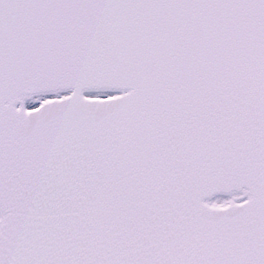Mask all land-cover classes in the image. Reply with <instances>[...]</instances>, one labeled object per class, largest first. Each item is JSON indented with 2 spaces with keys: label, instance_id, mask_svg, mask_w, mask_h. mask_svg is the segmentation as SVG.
I'll return each mask as SVG.
<instances>
[{
  "label": "snow or ice",
  "instance_id": "1",
  "mask_svg": "<svg viewBox=\"0 0 264 264\" xmlns=\"http://www.w3.org/2000/svg\"><path fill=\"white\" fill-rule=\"evenodd\" d=\"M0 264H264V0H0Z\"/></svg>",
  "mask_w": 264,
  "mask_h": 264
}]
</instances>
